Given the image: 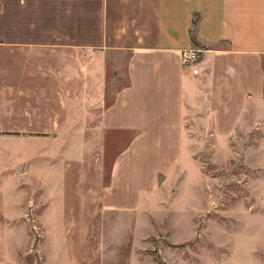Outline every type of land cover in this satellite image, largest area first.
<instances>
[{
  "label": "crops",
  "instance_id": "obj_1",
  "mask_svg": "<svg viewBox=\"0 0 264 264\" xmlns=\"http://www.w3.org/2000/svg\"><path fill=\"white\" fill-rule=\"evenodd\" d=\"M195 18L203 53L188 64ZM0 47V112L25 118L1 132L42 143L34 199L57 237L74 222L81 239L99 212L136 213L180 165L191 119L225 140L264 98V0H0ZM108 78L124 79L109 103ZM96 126L118 149L107 181L91 176ZM13 157L21 168L26 150ZM24 184L0 183L7 221L26 212Z\"/></svg>",
  "mask_w": 264,
  "mask_h": 264
},
{
  "label": "rangeland",
  "instance_id": "obj_2",
  "mask_svg": "<svg viewBox=\"0 0 264 264\" xmlns=\"http://www.w3.org/2000/svg\"><path fill=\"white\" fill-rule=\"evenodd\" d=\"M197 24L195 18L188 50L199 49ZM108 81L109 103L124 79ZM27 97L29 128L36 121L35 96ZM196 114L206 116L203 104ZM190 121L184 155L171 177L132 215L92 216L80 239L76 223H66V233L57 237V223L41 218L47 206L36 205L34 187L36 150L43 145L34 137L3 136L2 130L25 118L0 112V183L21 181L29 192L20 219L0 215V264H264V98L246 107L225 140L216 139L206 121ZM103 138L93 127L89 163L91 176L107 181L118 149L104 146ZM18 149L26 150L21 168L13 157Z\"/></svg>",
  "mask_w": 264,
  "mask_h": 264
},
{
  "label": "built area",
  "instance_id": "obj_3",
  "mask_svg": "<svg viewBox=\"0 0 264 264\" xmlns=\"http://www.w3.org/2000/svg\"><path fill=\"white\" fill-rule=\"evenodd\" d=\"M199 55H200V50L193 49V50L184 51L182 56L185 63L191 64L199 59Z\"/></svg>",
  "mask_w": 264,
  "mask_h": 264
}]
</instances>
